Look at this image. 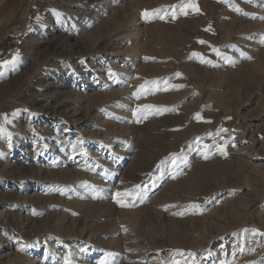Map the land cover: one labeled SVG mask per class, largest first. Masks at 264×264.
Listing matches in <instances>:
<instances>
[{"label":"rangeland","instance_id":"rangeland-1","mask_svg":"<svg viewBox=\"0 0 264 264\" xmlns=\"http://www.w3.org/2000/svg\"><path fill=\"white\" fill-rule=\"evenodd\" d=\"M186 3L0 0V264H264V0Z\"/></svg>","mask_w":264,"mask_h":264},{"label":"snow or ice","instance_id":"snow-or-ice-1","mask_svg":"<svg viewBox=\"0 0 264 264\" xmlns=\"http://www.w3.org/2000/svg\"><path fill=\"white\" fill-rule=\"evenodd\" d=\"M181 7L184 8V7H195V6L191 3V0H188V3L182 4ZM156 11H158V10H156ZM236 11L239 12L240 10L239 9H236ZM144 15L145 16H148L149 13L147 11H145ZM161 18L163 19V17H161ZM18 56H19V53H16L15 55H13V57H12L11 60H5V61L0 62V68H7L9 66H15V64H16V62L18 60ZM2 75H3V72L0 71V76H2ZM172 87L178 88V87H181V86L174 85ZM145 107L146 108H151L152 106L151 105H148V106H145ZM14 115H16V113H13V116ZM197 118H199V117H197ZM0 121H2V123H0V133H5L6 130L4 128V125H6V124H8V123L11 122L9 120L8 114H0ZM8 135L10 136V134H8ZM75 147L76 146L73 145V148H75ZM204 147L205 148H208L210 146L205 145ZM218 147H219V151L221 152V154H224V146H218ZM179 156H180V154H172V157L171 158H172V164L174 166H175L177 160L179 159ZM205 158H207V155H205ZM116 195L117 196H121V195L131 196L133 200L139 198L141 201H143V199H144V194H143V192L140 191V186L139 185L134 186L133 189L128 190L126 193H123V194L117 193ZM117 202L119 203V201H117ZM189 207H191V208H197L198 205L193 204V205H190ZM245 231H247V230H245ZM251 232L254 235H264V233H258V231L256 229H252ZM181 255H183L182 252H181ZM188 255L189 256H192L194 254L189 253ZM64 264H71V261H70L69 257H67V256L65 257ZM101 264H108V261L105 259V260L101 261ZM173 264H180V262L179 261H173ZM221 264H226V262L221 261Z\"/></svg>","mask_w":264,"mask_h":264},{"label":"bare ground","instance_id":"bare-ground-1","mask_svg":"<svg viewBox=\"0 0 264 264\" xmlns=\"http://www.w3.org/2000/svg\"><path fill=\"white\" fill-rule=\"evenodd\" d=\"M202 14H203V12H202Z\"/></svg>","mask_w":264,"mask_h":264}]
</instances>
